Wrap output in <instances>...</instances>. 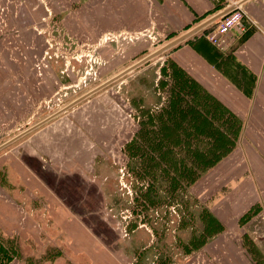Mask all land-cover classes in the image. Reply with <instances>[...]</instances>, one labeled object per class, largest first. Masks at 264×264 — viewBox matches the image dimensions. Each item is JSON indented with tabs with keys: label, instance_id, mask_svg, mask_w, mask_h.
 <instances>
[{
	"label": "rangeland",
	"instance_id": "rangeland-1",
	"mask_svg": "<svg viewBox=\"0 0 264 264\" xmlns=\"http://www.w3.org/2000/svg\"><path fill=\"white\" fill-rule=\"evenodd\" d=\"M134 1L130 25L92 36L93 5L106 15L111 0H0V144L14 137L0 146V264H227L242 226L264 255L239 120L190 85L174 45L64 107L170 40L156 0ZM47 122L84 156L36 157Z\"/></svg>",
	"mask_w": 264,
	"mask_h": 264
},
{
	"label": "crops",
	"instance_id": "crops-1",
	"mask_svg": "<svg viewBox=\"0 0 264 264\" xmlns=\"http://www.w3.org/2000/svg\"><path fill=\"white\" fill-rule=\"evenodd\" d=\"M111 1L109 6L111 10L106 15H104L106 11H102L100 6L98 9L95 4L93 5L91 15L94 20L88 28L94 34L92 36L96 35L98 27L101 28V24L105 21H110L111 27L124 25L127 27L133 21L135 17L134 0ZM148 1L140 0V2H146V4H148ZM234 2L239 4L246 17L252 22L245 17L243 18L242 28L237 26L230 28L224 35L223 46L219 48L210 44L204 35L208 29L214 27L218 22L220 17L218 16L173 44V57L177 65L189 77L188 82H190V85L209 88V91L213 89L216 92L215 96L224 105L225 112L235 114L239 120L238 135L244 138L242 147L248 152L251 168L256 173L259 172V180H257L263 188L264 0H156V7L159 10L158 14L160 17L157 25L162 29H167V32L171 34L169 39H172L207 18L214 16L216 13L222 10L226 12L233 6ZM145 6L147 5H143V7ZM29 9L31 10L32 6L29 5ZM210 103L212 101L209 98ZM213 103H216V101H213ZM45 120V118L40 119L31 125L29 129ZM53 124L54 122L44 123L35 132L37 138V140L35 138L36 147L39 152V154L36 153V157H49L50 155L47 154H51L52 149L54 153L59 154L60 158H63V155L67 153L68 157L66 156L65 158L78 161L79 156L83 157L84 154H81L83 156L78 155V150L76 153L75 151L69 153L70 150L68 148L64 150L61 140L63 136H59L57 131L51 127ZM2 145L1 143L0 146ZM236 150L238 151V149ZM230 159L231 157L229 156L222 165ZM243 179L246 180L247 178L243 177ZM39 180L42 183L46 182V180L38 178ZM262 204L264 205V203ZM248 206L247 204L246 207ZM221 213L225 218L224 228L226 229L227 225H230L232 217L226 213L223 205ZM260 213L264 217V208L260 210ZM246 222L245 225L248 224ZM243 231L248 234L247 228L242 226L241 235L236 244L229 242L230 246L227 247L234 248L235 254L225 256L223 263L264 264V255H253L247 250L250 245L242 239ZM254 244L262 253L264 252V236L254 241ZM212 247H214V244H212Z\"/></svg>",
	"mask_w": 264,
	"mask_h": 264
},
{
	"label": "built area",
	"instance_id": "built-area-1",
	"mask_svg": "<svg viewBox=\"0 0 264 264\" xmlns=\"http://www.w3.org/2000/svg\"><path fill=\"white\" fill-rule=\"evenodd\" d=\"M245 17V12L241 9L238 3L234 2L233 6L219 17L215 26L205 32V38L210 44L221 48L224 43V35L227 31L234 26L242 28L243 18ZM249 21L252 22L251 20ZM130 36L131 35L127 34V37Z\"/></svg>",
	"mask_w": 264,
	"mask_h": 264
},
{
	"label": "water",
	"instance_id": "water-1",
	"mask_svg": "<svg viewBox=\"0 0 264 264\" xmlns=\"http://www.w3.org/2000/svg\"><path fill=\"white\" fill-rule=\"evenodd\" d=\"M223 13H225V10H222L218 13H216L214 16L207 18L206 20L198 23L197 25L191 27L190 29H188L187 31H185L184 33L170 39L169 41L165 42L164 44L160 45L159 47H157L156 49L146 53L145 55H143L142 57H140L138 60H136L135 62H133L132 64L128 65L127 67L123 68L122 70H120L119 72H117L116 74L112 75L111 77L107 78L106 80L102 81L101 83L97 84L96 86L92 87L91 89L87 90L86 92L82 93L81 95H79L78 97L74 98L73 100H71L69 103H67L64 107H67L71 104H73L74 102L80 100L81 98L85 97L86 95L92 93L93 91L99 89L100 87L104 86L105 84L113 81L114 79L118 78L119 76H121L123 73L131 70L132 68H134L135 66L139 65L140 63L150 59L151 57H153L154 55H156L157 53H159L160 51L164 50L165 48L175 44L177 41L181 40L182 38H184L185 36L189 35L190 33L194 32L195 30L201 28L202 26H204L206 23H208L209 21H211L212 19L221 16ZM14 137L9 138L8 140H6L5 142H8L10 140H12ZM5 142H3L2 144H5Z\"/></svg>",
	"mask_w": 264,
	"mask_h": 264
},
{
	"label": "flooded vegetation",
	"instance_id": "flooded-vegetation-1",
	"mask_svg": "<svg viewBox=\"0 0 264 264\" xmlns=\"http://www.w3.org/2000/svg\"><path fill=\"white\" fill-rule=\"evenodd\" d=\"M73 100V99H72Z\"/></svg>",
	"mask_w": 264,
	"mask_h": 264
}]
</instances>
